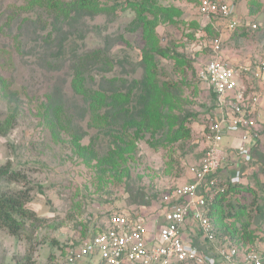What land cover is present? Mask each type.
Returning <instances> with one entry per match:
<instances>
[{
  "label": "rangeland",
  "instance_id": "rangeland-1",
  "mask_svg": "<svg viewBox=\"0 0 264 264\" xmlns=\"http://www.w3.org/2000/svg\"><path fill=\"white\" fill-rule=\"evenodd\" d=\"M156 1L175 11L156 19L147 15L155 20L156 46L169 53H153L157 79L160 84H176L178 107L172 113L180 120L187 116L185 126L191 130L188 139L178 142H171L170 131L152 126L136 130L124 128L123 122L97 124L88 109L95 91H122L131 80L144 77L141 52L146 45L135 11L119 8L66 25L54 21V12L44 6H27L29 0H0V121H14L13 128L0 135V167L9 163L26 178L23 183L0 179V193L30 188L26 208L34 215L16 236L0 226V264H53L64 243L101 230L111 212L130 210L142 196L153 210L163 193L189 179L188 166L204 151V128L213 104L196 77L213 34L204 30L206 21L197 13L199 0ZM232 1L237 15L258 29L230 34L225 56L239 64L264 62V0ZM70 35L79 46L77 57L61 58L57 47ZM78 65L83 95H74L72 89ZM262 131L253 162H241L233 180L220 176L226 186H242L225 196L224 216L216 224L221 235L239 237L232 239L233 245L260 251L264 126ZM118 134L125 135L130 147L121 158L114 146ZM233 161L224 164L223 174L234 172ZM240 207H245L243 215L228 217ZM245 227L251 244L242 243Z\"/></svg>",
  "mask_w": 264,
  "mask_h": 264
},
{
  "label": "built area",
  "instance_id": "built-area-1",
  "mask_svg": "<svg viewBox=\"0 0 264 264\" xmlns=\"http://www.w3.org/2000/svg\"><path fill=\"white\" fill-rule=\"evenodd\" d=\"M197 13L214 31L207 60L196 72L214 97L202 157L188 166L189 179L163 193L153 210L139 205L111 212L101 230L64 243L53 264H264V251L233 245L209 215L225 180L239 176L260 139L264 62L234 63L224 53L238 28H258L243 22L232 0H199ZM229 160L234 172L223 174Z\"/></svg>",
  "mask_w": 264,
  "mask_h": 264
},
{
  "label": "trees",
  "instance_id": "trees-1",
  "mask_svg": "<svg viewBox=\"0 0 264 264\" xmlns=\"http://www.w3.org/2000/svg\"><path fill=\"white\" fill-rule=\"evenodd\" d=\"M27 6H30L32 9L36 6H44L45 10L54 12V21L66 22V25L73 22L76 23L75 21L83 16L100 15L108 13L111 10H118L119 8L135 11L136 22L138 28H140L141 36L145 40L144 45H146L141 52L144 77L140 80H131L122 91H113L111 94L100 90L95 91L89 97L88 102V109L91 111L92 120L96 121L97 124L104 123L105 125L110 121L114 123L123 122L124 128L136 126V130L147 129L151 126L152 129L168 130L170 131L169 139L171 142L186 140L190 137L191 130L185 126L187 116L180 120L178 116L172 113L178 107L176 104L178 101L177 93L175 92L176 84L165 81H162L160 84L153 61L154 52L162 57H168L169 54L168 50L155 44L154 19L157 18L158 14H162V17H164L168 14L171 15L175 11L158 5L156 0H29ZM147 14L151 15L154 19H148ZM244 29L240 27L234 32ZM204 30L214 35V31L212 30L211 32L210 26L204 27ZM73 37L70 35L69 37H65L63 41L61 40L57 47V55L59 57L68 59L71 56L77 57L79 46L77 40ZM176 60L178 61V65L183 64L179 58L176 57ZM78 68L81 69L80 65L75 69L72 89L74 95H83L80 91L82 74H80V69ZM210 97L211 99L214 98L212 95ZM113 108H117L116 114L111 113ZM55 112L57 115V110ZM60 122L61 120L59 119L58 123ZM13 125L14 121L11 117L5 122L0 121V135H6L13 128ZM175 126L176 129H174ZM119 134L114 146L118 157L121 158L130 147L128 141L125 140V135L120 137ZM253 160L254 156L252 154L249 161L253 162ZM0 179L14 183H23L26 180L23 174L11 170L9 163L0 167ZM240 186L242 185L239 183L229 184L224 192L218 193L215 196L209 211V215L215 224L220 223V220L224 216L223 206L225 196L234 192ZM29 192L30 188L11 193H0V226L7 229L13 236L19 235L25 229V221L34 217L33 213L26 208V205L30 201ZM143 198L142 196L141 201L134 203V206L144 205L148 207L149 203L143 201ZM258 211L261 210L258 208ZM244 213L245 207H240L237 210L235 209L234 213L229 212L228 217L238 218ZM245 229L246 227L241 236L242 243L251 244L253 238ZM229 237L231 239L239 238L234 237V233L229 235ZM53 243L56 244V242Z\"/></svg>",
  "mask_w": 264,
  "mask_h": 264
},
{
  "label": "crops",
  "instance_id": "crops-1",
  "mask_svg": "<svg viewBox=\"0 0 264 264\" xmlns=\"http://www.w3.org/2000/svg\"><path fill=\"white\" fill-rule=\"evenodd\" d=\"M259 87H260V85L259 84H257ZM263 85L261 86V88H262V91L264 90L263 89ZM260 113L262 114V115H260ZM258 122H259V130L262 132V134H263V126H264V97L261 99V101H260V107H259V110H258ZM260 132V133H261ZM262 134H260V138H261V136H262ZM260 140V139H259ZM258 146V145H257ZM256 146V147H257ZM255 148V147H254ZM252 149V152L255 150V149ZM251 155H252V153H251ZM250 155V156H251ZM250 160V158L248 159V160H246L245 162L247 163V162H250L249 161ZM248 164V163H247Z\"/></svg>",
  "mask_w": 264,
  "mask_h": 264
}]
</instances>
